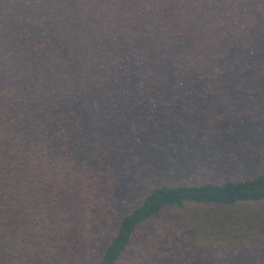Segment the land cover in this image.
Instances as JSON below:
<instances>
[{
	"label": "trees",
	"instance_id": "1",
	"mask_svg": "<svg viewBox=\"0 0 264 264\" xmlns=\"http://www.w3.org/2000/svg\"><path fill=\"white\" fill-rule=\"evenodd\" d=\"M0 264H264V0H0Z\"/></svg>",
	"mask_w": 264,
	"mask_h": 264
}]
</instances>
